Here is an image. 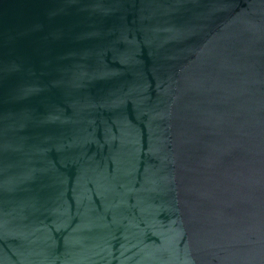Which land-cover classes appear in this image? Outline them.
<instances>
[{"label": "water", "instance_id": "water-1", "mask_svg": "<svg viewBox=\"0 0 264 264\" xmlns=\"http://www.w3.org/2000/svg\"><path fill=\"white\" fill-rule=\"evenodd\" d=\"M0 264H264V0H0Z\"/></svg>", "mask_w": 264, "mask_h": 264}]
</instances>
